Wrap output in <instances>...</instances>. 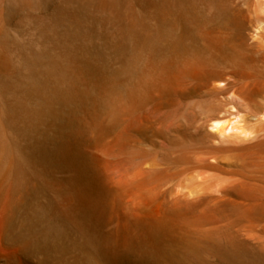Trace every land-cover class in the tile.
<instances>
[{"label": "rangeland", "instance_id": "374dc122", "mask_svg": "<svg viewBox=\"0 0 264 264\" xmlns=\"http://www.w3.org/2000/svg\"><path fill=\"white\" fill-rule=\"evenodd\" d=\"M104 1L109 6L108 9H102L99 6ZM144 1L0 0L1 53L8 57V64L12 67L9 66V68L13 73L12 76H9L10 78L0 75V99L24 100L28 105L27 108L30 106L33 113L29 120H26L27 123L24 122L25 119L21 121L19 118L18 120L15 115V118L9 117L10 114L3 107L5 121H3L4 118H0V229L7 220H10L14 226L13 232L11 231L5 237V240L9 241L6 240L9 248L7 250L1 246L3 249L0 248V255L11 259L14 263L17 262L16 264H23V262L26 264L31 261L35 264H142L145 262V264H158L160 259L165 260L166 264L173 262V264H185L188 260H191L192 264H197L198 260L199 264L207 261L210 262L207 264H231L234 262L229 259H233L235 255L224 245H207L205 246L207 248L199 245L201 247L200 250L198 249L199 251H180V239L189 240L186 235L185 219L189 214L191 202L206 195L209 196V194L220 193L222 195L229 191H236L237 194H242L250 200L255 199V195L259 194L255 188L258 185V180L264 176V48H252L249 45L256 39L259 25L257 19L261 16L260 9L256 4L257 0H153L157 1L158 5L164 3L163 6L167 2L169 5H166L169 8L172 7L169 10L166 6L169 11L164 8L168 12H162L158 16L166 15L165 17L175 25L174 47L163 40L164 37L159 27L152 28L150 25L149 20L152 14L147 12V5ZM262 1L264 2V0ZM246 2H248L246 15L250 22L242 21L241 29L236 30L235 34L233 33L236 37L232 39L239 57H235L231 61L225 54L226 56L223 58L218 57L209 63L205 61L208 56L207 52L201 50L200 57H198V63L201 66H195L201 74L200 78H181L182 83L176 90L172 89L167 94L157 92L135 104H129V108L126 107L128 92L135 90L139 81L148 80L147 58L152 62L163 61L169 55L171 56L173 49L179 47L182 35L180 31L181 19L185 16L191 17L201 25L205 21H210L211 24L210 22L209 24L216 28L218 27L215 25L219 21L217 16L220 8L232 13L235 10H242L241 8ZM125 8L128 10L125 11ZM118 9L121 10L118 11ZM85 27L88 33L91 31L88 36L90 39H88L89 42L92 41L95 48L99 46L101 47L99 49L105 48L104 41L103 45L99 43L101 42L100 34L102 37H108L111 41L122 42L123 47L120 54L102 49V52L98 53L102 66L99 68L94 66L98 68H95L96 70L92 69V66H88V68L81 66L80 69V66L51 65L49 44L53 37L50 35L55 33L56 36L64 35L68 38L75 35L80 36ZM128 27L135 32V38L124 36V31ZM214 28L210 27L209 30L214 31L215 35L222 36L226 32L222 27L218 30ZM144 39H146L145 42ZM242 40L243 42L240 43ZM97 44L98 46H96ZM90 70H93V74L96 76L90 73ZM97 76L101 79L99 80ZM218 76L228 78L235 84V87L230 89L224 98L218 95L214 87L210 85L213 80L214 84L223 87L219 84L221 83L219 79L216 81L212 79ZM89 79L90 81H88ZM101 83L102 85L99 86ZM243 83L244 85H242ZM96 84L98 85L96 86ZM103 86L106 89L105 94L102 93L103 91L96 92V90H103ZM193 86H198L197 92L193 90ZM240 86L246 88V93ZM97 96L105 100H120L123 103L121 108H127L121 109L120 114L115 116L117 120H113V125L110 123L107 129L102 131L99 139L87 148L98 156L102 182H107L105 184H109L112 186L111 188L119 187L118 190L121 193L124 191L122 194L126 201L129 200L127 194L134 187H138L142 195L144 194V202L147 201L143 212L149 213V211L157 210L162 216L161 220L167 219L166 223L163 220L162 223L160 221L161 226L165 225L164 230L160 231L164 232V236L162 237V233L158 232L159 236H157L158 233H154V236L149 239L151 243H148V246L151 247L150 256L137 252L140 244H137L138 248L135 247L136 252L130 254L131 257L121 253L118 248L115 251V247L109 246L108 248L104 245L101 235L106 236V233L113 229L114 223H112V219H109L113 216V212L102 205L103 198L107 197L101 191L96 190L99 187L95 179L90 181L89 193L92 197L94 196V199L96 198L95 202L101 203V206L99 203H95L98 206L94 207L95 223L97 224L95 232L98 234L94 233L97 235L94 239L98 241H94V246H87L81 237L78 238L77 235H74L68 225L55 216V211L49 203L48 190L55 189L56 186L60 187L63 184L62 178L66 174L59 173L55 175L54 179L49 178L50 176L46 172L40 171L39 165L34 162L33 154L28 150L31 149L28 147L29 144L42 145L43 142H54L55 139L58 141L62 136L71 142L75 141V138L84 141L87 138L85 131L82 130V124H78L76 120H79V117L86 111V105L82 103L98 99ZM68 100L71 102H67ZM35 111L38 114H34ZM214 122H220V125L215 126ZM8 124L11 125V129L8 128ZM211 134H215L216 137ZM94 191H98V194L95 195ZM182 191L188 193L187 199L174 204L172 198L181 194ZM100 193L102 195H99ZM174 205L176 210L171 209ZM175 211V215L170 214ZM167 212H170L169 215ZM180 214L183 215L180 216ZM177 216H180V219ZM105 221L108 223L107 225ZM145 221L147 226H154L149 219L146 218ZM224 225L231 227L238 234V237L236 236L238 239L250 238L257 246L264 245V234L259 229L260 223H245L237 220L232 211H225L216 221L203 224V229L210 230ZM180 227L183 232L185 231L184 233ZM170 230L172 232H169ZM102 231L105 232V235ZM136 231L138 230L133 233L136 234ZM174 236L179 241L174 239ZM98 237H101V240ZM152 240H155L154 243ZM172 240L176 242L172 244ZM100 241L102 242L100 243ZM169 243L173 246L170 249L174 248V245L178 247L179 250L174 248L178 255L175 254L174 249L171 254ZM156 245L161 248V251H158ZM86 246L90 248L88 249ZM101 246H105V249L103 247L101 250ZM163 246L166 251L162 249ZM111 249L113 253L110 251ZM205 252L209 253V259L205 257ZM180 253H183L184 257L179 256ZM227 253L228 255H226ZM112 254H116L118 258L115 255L116 259ZM158 254L161 256L159 255L157 258ZM185 256L188 260L185 259ZM236 257V260L240 262H234V264H263L262 256L258 251L243 252L237 254ZM155 259L158 261L155 262ZM174 259L175 261L172 262ZM161 260L159 264H164Z\"/></svg>", "mask_w": 264, "mask_h": 264}, {"label": "bare ground", "instance_id": "6f19581e", "mask_svg": "<svg viewBox=\"0 0 264 264\" xmlns=\"http://www.w3.org/2000/svg\"><path fill=\"white\" fill-rule=\"evenodd\" d=\"M147 1H149V0L144 1L147 5L146 10L149 14H152V16H153L152 17L150 15L151 16V19L149 18L150 19L149 20L150 25L152 26V28L153 27H159V29L161 30V34L164 37L163 40H166L167 44L174 47L173 46L174 40H175L174 32L176 31L175 25L173 24V22L169 18L167 19L165 17L166 15L165 16H162V15L158 16V14H161L162 12L164 13V12H166V10H168L167 5H169V4H167V2H166L165 6H163L164 3H161V4L159 3V5H158L156 3L157 1H155V2L153 0L151 2H147ZM158 2H160V1H158ZM256 4H257V7L260 9L261 16L257 19V22L259 25L257 24L258 25V27H257L258 32L256 35V39L254 42H252L249 45L252 46V48L253 47L264 48V2L262 0H257ZM160 5H162V6H160ZM94 6H96V5H94ZM99 6L102 9H108L109 8V6L107 5V3H105V1H104V3H100ZM164 8H166V10ZM171 8L172 7L170 6L169 10ZM125 9H126L125 11L128 10L127 8H125ZM139 9H140V6H139ZM221 9L222 8H220L219 14L217 16L219 18L218 19L219 21L216 22L215 26H218L216 28H214V26L210 25L211 24L210 21H209L210 24H209V22L205 21V23L203 25H201L199 22L195 21V19H192L191 17L187 18L185 16L184 18L182 17L183 19L179 18V19H181V21H180L181 30L180 31L182 34L181 38L179 40L180 41L179 47L177 49H173V53L171 54V56L167 55L168 57L165 60L160 61V62H157L158 60L152 62L149 58L146 57L147 58V60H146V62H147L146 63V66H147L146 73L149 76L148 80L147 81H139V83L136 86V89L128 92L129 94L126 97V103H125V104H127V103L128 104L126 107L129 108V106H128L129 104H133V103L135 104L136 102L144 100L147 97H149V95H153L157 92L167 94L172 89L176 90V88L180 87V83H182L181 82L182 80L180 81L181 78H190V79L198 78L201 74H200V72H198L196 70L195 66H198V65L201 66L200 63H198V57H200L199 53L201 50L202 51L205 50L207 52L208 56H207V58H205V61L209 62V63L218 57L223 58V56H226V55H227V58H229V60H231V59L233 60L235 57H239L236 53L237 49H236V47H234L235 44H233L234 41L232 39H233V37H236L235 35H233V33L235 34L236 30L239 31L241 29L240 23L242 21L244 22V20H245V23H246V21H249V20H247L248 16L246 15V10L248 9V2H246L244 4V7L241 8L242 10H239V11L235 10V12H232V13L223 11ZM116 10H117V8H116ZM119 10H121V9H118V11ZM141 10L143 11V8H141ZM125 11H123V12H125ZM174 13H176V12H174ZM212 17H214V16H212ZM205 19L208 20L207 18H205ZM213 21H215V20H213ZM260 24L261 25L263 24V26H261ZM75 26H78V25H75ZM85 26H87V25H85ZM210 27H213L214 29H217V30L222 27V29H225L226 32L223 31L224 34L222 36H218V35H215L214 31L209 30ZM74 29L76 30V28H74ZM92 33H93V30H92ZM54 34L55 33H53V35L52 34L50 35L53 38L51 40V43L50 44L48 43L49 47H51L50 48L51 49V52H50V59H51L50 63H51V65L77 66V67L80 66V69H81V66H83L82 68H84V66L85 67L87 66V68H88V66H92L93 67L92 69L96 70L95 68H97V67L99 68V66H102V64H100V62H99V60H101V59H99V55H98V53H100V51L102 52V49H105L106 51L108 50L111 52L112 51L118 52L120 54V51H122V47H123L122 42L114 41V40L111 41V40H109L108 37H102V35L100 34L99 40L101 42H99V43H101V45H103V41H104L105 42L104 43L105 48L99 49V48H101L100 46L95 48L93 43H91L92 41L89 42L90 37H88V36L91 34V31L88 33L86 30V27H85V30L83 32H81L80 36L75 35V36H71V38H68V36L65 37L64 35L63 36H61V35L56 36ZM125 35H127L131 38L136 37L135 32L130 27L125 29L124 36ZM140 36H141V33H140ZM96 39H97V37H96ZM237 39H238V37H237ZM145 40L146 39H144L143 41L145 42ZM93 41H94V39H93ZM242 42H243V40L240 41V43H242ZM44 44H46V42ZM146 44H147V42H146ZM96 46H98V44ZM35 47H37V46H35ZM1 51H2V45L0 44V75H4V76H8V77L10 75L12 76L13 73H12V69L10 70V68H9V66L11 67V65L8 64V62H9L8 57L4 56V54L1 53ZM152 51H153V49H152ZM149 56H150V54H149ZM102 61H104V60H102ZM103 64H105V63H103ZM94 66H97V67H94ZM84 70L86 71V69H84ZM103 72H106V71H103ZM77 73H78V71H77ZM90 73L93 74L94 71L90 70ZM96 74H98V72H96ZM106 75H107V73H106ZM86 76H89V75H86ZM94 76H96V75H94ZM100 76H101V73H100ZM103 76H104V74H103ZM88 78H90V77H88ZM98 79L100 80L101 78L98 77ZM207 79H209V78H207ZM212 79H215L214 81L219 79L221 82L219 84L223 85V87H221L218 84H214L213 80H212V83H210V85L213 86L214 89L216 90V93L218 95L223 96V98L225 97V95H227V92L230 89L235 87V84L233 82H231L230 80H228V78H225L223 76L213 77ZM92 80H95V79H92ZM88 81H90V79ZM95 81H97V80H95ZM236 81H238V80H236ZM92 82H94V81H92ZM103 82L104 81L102 80V83ZM109 82H108V85H109ZM102 83L99 86H101ZM106 83H107V81H106ZM97 85L98 84H96V86ZM104 85H105V83H104ZM108 85L106 84V86H108ZM242 85H244V83ZM241 86H240V88L243 89L242 91L244 93H246V88L244 89ZM245 86H246V84H245ZM197 87L198 86H193V90H195L196 92L198 91ZM248 87L250 88V86H248ZM95 89H96V87H95ZM104 89H105V87L103 86V90L98 89L99 91L96 90V92L103 91L102 93H104V91L106 92V89L105 90ZM199 91H201V90H199ZM106 95H107V93H106ZM99 98L100 97H98V99H94V100L92 98H89L92 100L88 99L89 101L83 102L82 104L86 105V111H84L83 115L79 117V120L78 119L76 120L78 122V124H82L81 125L82 130L85 131L87 138L85 137L86 139L84 141H80L77 138H75V141L71 142L69 140L70 141L69 142L67 138L62 136L61 139H60V137H57L58 139H60L58 141H55L56 140L55 139L54 142L51 140L52 142H49V143L43 142L42 145L36 144V143L35 144H33V143L29 144L28 147H30L31 149H28V150H30V152L33 154V157L35 160L34 162L36 163V165H39V167L41 169V170L40 169L39 170L42 173L46 172V174L50 176L49 178L54 179L55 175L59 174V173H65L66 174L62 178L63 184L60 187L57 188V186H56L55 189L48 190L49 203L55 211V216L58 219L64 221L68 225L69 229L74 233V235H77L78 238L81 237V239H83L85 241L87 246H91V245L94 246V244H95L94 241H98V240L94 239V237L95 236L97 237V235H98L97 232H95V230H96L95 228H96L97 224L95 223L96 217H94V216H96V215H94V207L98 203H99V205L101 203L95 202L96 198L94 199L93 198L94 196L92 197L89 193V190H90L89 187L91 185L90 181H92V179H95V181L97 182L98 187H99V189H96V190L101 191V193H103V195L105 197H107L106 199L103 198L102 205L104 207L106 206L107 208H109V210H111L113 212V214H112L113 216L109 219L110 220L112 219V223H114V225H112L113 229L111 230V231L114 230V232H111V231L107 232L108 234L110 233L109 235L106 233V236L108 235L107 237L103 236V234L101 235L104 238V239L102 238V241H104V245L108 248H109V246H111L113 248L115 247L114 250L116 248H118L121 250V251L119 250L121 253L123 252L124 255L131 257L130 254L136 252L135 247H137V244H140V247H139V245H138L139 248L137 247L138 248L137 252L141 255L142 254L143 255L148 254L147 256H150L149 250L151 247H150V245L148 246V243H150L149 239L151 236H154V233H158V232L162 233V235H161L162 237L164 236L163 235L164 232H160V231H162V229L165 228V225L163 227V226H161L162 225L161 223H162V220L166 223L167 219L161 220L162 216H161V214L159 215L157 210L149 211V213L143 212V208L144 207L146 208L145 204H147L145 202H147V201L144 202V194L142 195V193H141L140 189H138V187L137 188L134 187V189H132V190L129 189V190H131L127 194L129 196V200L126 201L124 194H122V193H124V191L121 193L118 190L119 187L117 189L111 188L112 186H109V184L108 185L105 184L107 182H105V183L102 182L103 180L101 179V174L99 173L100 169H99L98 156L92 150H89L87 148H89L93 142H96L99 139L102 131L104 129H107V127L110 123H111V125H113L112 122H114L113 120L116 119L115 116L120 114L121 109L124 110L126 107L121 108L123 103L120 100L116 101L115 99H113V101H112L109 99L105 100V99H101V98L99 99ZM103 98H104V96H103ZM82 99H80V100H82ZM85 99H87V98H85ZM152 99H153V97H152ZM63 100H62V102H63ZM62 102H61V104H62ZM67 102H69V100ZM123 102H125V101H123ZM65 105L67 106V104H65ZM27 106L28 105L24 100L0 99V118L1 119L4 118L3 121H5L6 116L4 115V113L2 111L3 107H5L6 111L10 114V116L8 115L9 117H12V116L14 117V115H15V117L16 116L18 117L17 118L18 120H19V118L21 119V121H23L22 119H25L24 120V122H25L26 120H29V117H31V115L33 114L32 108H30V106H29V108H27ZM131 106H130V108H131ZM137 106H139V105H137ZM28 109H31V110H28ZM36 111L34 112V114L36 113ZM36 114H38V113H36ZM14 118H12L13 121H14ZM33 118H34V116H33ZM117 118H119V117H117ZM15 121H16V119H15ZM115 123H116V121H115ZM214 123H215V126L220 125V122H214ZM9 124H8V126H9L8 128H10V126H11ZM13 125H15V124H13ZM16 125H17V123H16ZM221 128H223V127L221 126ZM139 129H140V127H139ZM211 136L216 137L215 134H211ZM103 140H105V139H103ZM220 140H222V139H220ZM56 177H58V176H56ZM251 183H252V181H251ZM255 187H256V184H255ZM91 189H93V188H91ZM154 189H155V186H154ZM255 189H257L259 196L255 195V199H252V200L246 199L245 198L246 196H244L242 194H237L236 191H234V192L229 191V192L223 193L222 195L220 193H218V194H209L208 193L209 196L206 195L202 198H199V199L191 202L190 207H189V214H188L187 218L185 219V223H186L185 226H186V232H187L186 235H187V238L189 240H184V239L181 240L182 238L180 239V243H181V245H180L181 250L180 251L190 250V252H191V251H197L199 248L205 247L207 245H211V246H222V245H224L227 250H229L231 253L233 252L232 254L235 255V257L233 256L234 257L233 259H229L230 261L233 260L235 263L240 262L239 260H236L237 254L239 255L243 252H248V251H250V252L258 251V253H260L262 256L261 260H262V263L264 264V245L257 246V244L253 243V241L250 238L238 239L237 238L238 234L231 227L226 226V225L217 226V227L210 229V230L203 229V224L206 225V224H209V223L216 221L217 218L221 214H223V212H225V211H232L237 220H240V221L245 222V223H260L259 229L264 234V176H262L260 178V180H258V185ZM124 190H125V188H124ZM94 192H96V191H94ZM97 192L95 193V195L98 194ZM125 192H127V191H125ZM101 193L99 195H102ZM178 194H179V192H178ZM187 195H188L187 192L182 191L181 194L176 195L174 198H172V197L171 198H172V201L174 202V204H176V203L180 202L181 200L187 199L186 198ZM109 199L112 202L111 201L109 202ZM95 203H97V204L95 205ZM174 208H175V205L171 209H174ZM174 210H176V209H174ZM169 213H168V215H169ZM175 213H176V211L172 212L170 214L175 215ZM110 214H111V212L109 213V215ZM99 215H102V214H99ZM181 215H183V214H180V216ZM180 216H177V217H179V219H180ZM146 218L149 219L151 222H153L154 226H151L152 224L150 225L151 227L147 226V223L145 221ZM11 220H13V219H11ZM160 221H161V223H160ZM96 222H97V220H96ZM108 222H109V220H108ZM169 222L171 223V220ZM176 222H177V220H176ZM179 222H180V220H179ZM98 223H99V221H98ZM105 224L107 225L108 223L106 222ZM109 226H110V223H109ZM13 227L14 226L10 220H7L4 222L2 228L0 229L1 230L0 231V248H2V247L4 249L9 248V245L7 244L9 241L6 239L8 241V242H6L5 237L7 236V234H9L12 231ZM180 229L182 230V233L185 232V231L183 232L182 227H180ZM180 229H175V230L179 231ZM135 230H138V231H136L137 232L136 234L133 233V231H135ZM105 232H103L104 235H105ZM169 232H172V231L170 230ZM169 232L167 233V235L169 234ZM94 233H96L97 235H95ZM159 233L157 236H159ZM179 233H181V232H179ZM182 235H179V236L184 237ZM98 238H99V240H101V237H98ZM173 238L177 239V237L175 238V236ZM178 238H180V237H178ZM177 240L179 241V239H177ZM102 241H100V243ZM154 241L155 240H152L153 243H154ZM174 242H176V241H173L172 244H174ZM164 245H168V244H164ZM169 245H170V243H169ZM105 246H101V250L103 247L105 249ZM168 247L170 249V247H173V246L170 245ZM168 247H166V248H168ZM11 248H12V246H11ZM157 248H158V251H161L160 247L157 246ZM157 248H156V250H157ZM174 248L178 249V247L177 246L175 247V245H174ZM174 248H171L170 250L172 251V249H174ZM205 248H207V247H205ZM162 249H165L164 246ZM93 250H95V249H93ZM174 250L171 252V254H173ZM206 250H203V251H206ZM110 251L113 253L112 249ZM164 251H166V249ZM151 252H153V251H151ZM167 252H169V250H167ZM115 253H117V252H115ZM222 253H224V252H222ZM222 253H221V255H222ZM118 254L120 255V253H118ZM175 254L178 255V252H176V250H175ZM182 254L180 253L179 256L181 255L182 257H184L183 256L184 254L183 255ZM115 255H113V256L115 257ZM155 255H156V253H155ZM159 255L160 254H158L156 257L158 258ZM194 255H195V253H194ZM226 255H228V253ZM120 256H119V258H120ZM174 256H173V258H174ZM116 257H117V255H116ZM135 257H136V255H135ZM195 257H196V255H195ZM205 257L208 259L210 258V255L208 252H205ZM159 259H160V257H159ZM183 259H181V260H183ZM185 259L188 260L187 257ZM202 259H204V258L202 257ZM125 260H127V259H125ZM160 260L159 261L157 260L158 264H159ZM181 260H179V261H181ZM244 260H243V262H244ZM157 261L155 259V262H157ZM161 261L164 262L165 260H161ZM173 261H175V259L172 260V262ZM198 261H197V264L200 263V262L198 263ZM203 261H205V259ZM143 262H145V261H143ZM234 262L233 263L231 262V264H234ZM16 263H14L11 259L3 257L2 255H0V264H16ZM137 263H139V262H137ZM145 263H142V264H145ZM148 263H149V260H148ZM169 263H170V261H169ZM178 263H180V262H178ZM187 263L192 264L193 262L191 260H188ZM187 263L185 262V264H187ZM207 263H210V262L207 261L206 263L204 262L203 264H207ZM23 264H25V262H23ZM26 264H35V263L31 261V262H26ZM164 264H166V262H164ZM175 264H177V263H175ZM237 264H239V263H237ZM244 264H246V263H244Z\"/></svg>", "mask_w": 264, "mask_h": 264}]
</instances>
